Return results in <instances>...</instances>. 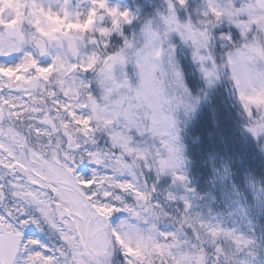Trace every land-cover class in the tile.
<instances>
[{
	"label": "snow or ice",
	"instance_id": "1",
	"mask_svg": "<svg viewBox=\"0 0 264 264\" xmlns=\"http://www.w3.org/2000/svg\"><path fill=\"white\" fill-rule=\"evenodd\" d=\"M167 5L130 37L137 17L109 0H0V264H241L251 241L160 190L171 176L194 193L177 134L193 98L171 38L209 84L230 72L260 137L264 0H208L196 24L178 17L188 0Z\"/></svg>",
	"mask_w": 264,
	"mask_h": 264
},
{
	"label": "rangeland",
	"instance_id": "2",
	"mask_svg": "<svg viewBox=\"0 0 264 264\" xmlns=\"http://www.w3.org/2000/svg\"><path fill=\"white\" fill-rule=\"evenodd\" d=\"M189 1V0H188ZM131 4L134 5L132 7V10L128 9L122 3L120 0H109V5L112 7H118L121 10H128L133 15L137 17L136 22L134 25L128 27V35L131 37L133 34H138L142 28L144 23L151 20L154 22V26L160 23V14L167 12V0H130ZM195 3V17L198 19V21L202 18V14L207 10L208 7V0H194ZM178 17L181 20V22H187L190 20L188 9L186 8H180L178 9ZM171 43L175 49L174 51V60L177 59L178 55H181V53H186V56L188 60H192L193 66L190 68V70H194V73H196L197 70H200L198 68H201L200 64L193 59V49L183 42V40L180 38V36L176 33L172 34ZM176 63V62H175ZM177 69L181 72L185 84L184 74L183 71L180 69V66L178 63H176ZM211 65L209 64V67ZM130 79L135 84L137 83V78L135 76L136 69L133 65L129 64L126 69ZM202 72V71H201ZM227 75L230 78V72H226ZM203 75V74H202ZM230 82L232 85H234L233 81L230 79ZM186 86V84H185ZM187 87V86H186ZM189 92L191 93V97L197 100V104L195 106L194 111H185L183 108L180 109L178 113V128H177V134L179 135V146L182 148V155H183V163L181 165V170L183 173L187 175L186 170V159L184 156V149H183V143L185 145V138H184V129L187 125L188 127V133L187 136L189 137V129L192 126V119L197 114V112L200 110V108L204 105L205 99L202 96H195L192 94L190 89L187 87ZM233 95L235 96L236 102L240 106V111L242 112L241 119L242 123L239 122V125L241 127V134L243 137L248 139H253L255 141V145L257 146L258 154L262 155L263 158L261 160V166L262 169L255 172L259 174V180L248 177L244 183H237L232 180V175L227 176L228 168L226 165L222 164L221 161H218L214 164V171L215 176L218 179L217 182L213 184V182H210L211 184L207 186L206 190L209 191L206 195L201 193L199 191V188L197 187V183L194 180L189 181V188L194 189V193H186V191L180 187L177 188V186L173 185L172 183V177L171 176H165L160 179L159 186L160 190L162 192L167 191H177L180 195H188L191 199V203L193 205V211L199 213L206 221L219 224L222 228L229 230V231H235L236 234L243 236L245 239L252 242L250 247L248 249H245L242 251L245 253V255L242 252H239L237 254V258L241 261V264H251L250 258L254 259L253 256L255 253H253V249L255 248V241L252 238L254 230L253 225L251 223H255L253 220V216L251 217V213H248L249 209H257L256 211L259 212L262 209H264V202H260V196L264 194V135L257 137L254 136L252 133H250L247 130V122L245 119V116L242 111V106L238 99V94L235 91ZM183 119H182V118ZM183 141V142H182ZM89 174L86 172V176L91 174V169L89 168ZM188 178V177H187ZM163 179L166 182V185L163 184ZM224 180V182H220ZM247 187L251 193H252V199L249 206L248 211L246 210L247 205L243 202V197L241 195H237L239 193L240 187ZM236 215L239 217L237 218ZM232 220V221H231ZM236 220H241V225L236 224ZM255 227V226H254ZM250 232V235L249 233ZM40 234V233H39ZM29 237H39L44 242L43 235L39 236H29ZM48 238V237H47ZM49 239V238H48ZM47 243V242H46Z\"/></svg>",
	"mask_w": 264,
	"mask_h": 264
},
{
	"label": "trees",
	"instance_id": "3",
	"mask_svg": "<svg viewBox=\"0 0 264 264\" xmlns=\"http://www.w3.org/2000/svg\"><path fill=\"white\" fill-rule=\"evenodd\" d=\"M219 51L218 48L217 52ZM220 79L223 83L209 84L203 81L208 102L200 110L190 129L194 140L190 143L191 151L199 154L194 158L195 170L206 165L216 155L228 161L232 175L242 178L259 168L256 162L260 157L254 140L242 137L238 123L241 113L229 95L230 86L225 75L220 76ZM197 88L199 85L193 87ZM241 157L243 162H240ZM201 174L204 175V171ZM260 200L264 202V196H260ZM258 214L262 217L257 223V229L264 233V211ZM259 256L264 261L263 254Z\"/></svg>",
	"mask_w": 264,
	"mask_h": 264
},
{
	"label": "clouds",
	"instance_id": "4",
	"mask_svg": "<svg viewBox=\"0 0 264 264\" xmlns=\"http://www.w3.org/2000/svg\"><path fill=\"white\" fill-rule=\"evenodd\" d=\"M138 39H139V37H138ZM164 43L167 44L168 43V40L167 39H164ZM150 47H151V44L150 43L147 44V45H145V50H148ZM165 51H166V49H165ZM220 66L222 67V62H221V65ZM224 74H225V72L224 71H221L220 76H223ZM191 103H192V107L188 111H194L195 106L197 104V100L193 98Z\"/></svg>",
	"mask_w": 264,
	"mask_h": 264
}]
</instances>
